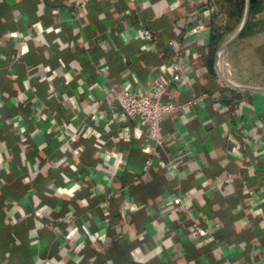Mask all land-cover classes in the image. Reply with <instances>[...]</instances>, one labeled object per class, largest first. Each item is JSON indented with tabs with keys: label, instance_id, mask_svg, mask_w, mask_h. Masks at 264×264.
Here are the masks:
<instances>
[{
	"label": "crops",
	"instance_id": "crops-1",
	"mask_svg": "<svg viewBox=\"0 0 264 264\" xmlns=\"http://www.w3.org/2000/svg\"><path fill=\"white\" fill-rule=\"evenodd\" d=\"M247 3L236 22L225 0H0V264H264V0L235 37ZM173 63L175 102L195 103L149 153L144 122L94 99L166 82Z\"/></svg>",
	"mask_w": 264,
	"mask_h": 264
},
{
	"label": "built area",
	"instance_id": "built-area-1",
	"mask_svg": "<svg viewBox=\"0 0 264 264\" xmlns=\"http://www.w3.org/2000/svg\"><path fill=\"white\" fill-rule=\"evenodd\" d=\"M92 0H74L77 8H86ZM199 26L194 28L195 31ZM141 36L148 42L154 41V33L148 26H143ZM177 46L176 41L170 42ZM221 56V55H220ZM220 65V59H219ZM173 74L166 81L156 79L148 89L136 88L132 85L112 90L102 97L96 96L94 99L96 106H101L108 110L113 119L120 117L129 120L144 122L147 126L149 136L154 140L149 153H154L164 146L163 120L166 115H172L180 109L191 106L195 100L183 104H177L172 93L175 83L181 80V71L178 63L172 64ZM150 160L148 161V163ZM175 204H181V198H175ZM198 231H201L197 227Z\"/></svg>",
	"mask_w": 264,
	"mask_h": 264
},
{
	"label": "clouds",
	"instance_id": "clouds-1",
	"mask_svg": "<svg viewBox=\"0 0 264 264\" xmlns=\"http://www.w3.org/2000/svg\"><path fill=\"white\" fill-rule=\"evenodd\" d=\"M132 6L134 7L135 5L133 4ZM174 6H175V5H174ZM36 26H37V27H41V30H43L42 26H41L39 23H38ZM48 30L50 31L51 29L49 28ZM56 31H59V29L57 28ZM10 35H11V36H16L17 33L13 32V33H11ZM138 35H140V33H138ZM126 42H127V38H126ZM27 51H28V47H27V45L25 44V45H23L22 47H20L18 55H19V56H22V55H24ZM101 62L103 63V60H102ZM45 70L47 71L48 69L45 68ZM53 75H55V73H53ZM68 78L71 79L70 76H69ZM48 79L51 80L52 77H48ZM24 83H25L26 87H27L28 84H29L28 80H25ZM69 127H70V125H69ZM20 131H23V129H20ZM73 131L75 132V128H73ZM93 131H94V130L90 128V129L88 130V132L85 133V136H87L89 133H91V132H93ZM126 133H127V129H125L124 132L121 133V135H122V136H125V138H127ZM135 134H136L137 136L140 135V129H139V128L136 129ZM96 136H97V138H98V140H99L100 133H99V132H96ZM72 139H73V140L76 139V136L74 135V136L72 137ZM101 143H103V141H101ZM42 147H43V146H42ZM150 150H152L150 146H147V147L144 148V151H150ZM75 151H76V153H77V155H78V152L80 151V149H77V150H75ZM62 162H63V161H62ZM120 162H122V157H118V159H117V164H119ZM4 166L7 167V164L5 163ZM72 168L75 169V168H76V165H72ZM34 174H35V172H33V175H34ZM172 174H173V175H176L175 172H173ZM64 179H65L66 182L68 181V177H67V176H65ZM80 186H81V185H80V183H78V182H77V183H72V184H71V187H67V188H64V187H62V188H57V192H59V193L65 195L67 198H71V197L73 196L75 190L79 189ZM100 190L102 191L103 189L101 188ZM201 202H202V201H201ZM78 203H79L81 206H85V205H87L88 201H87L86 199H79V200H78ZM187 204H190V200H185V205H187ZM102 206L106 207V205H102ZM128 207H130L132 210H134V209L137 207V205H135V204H129ZM45 208H47V205H45V206L41 207L40 209H38L36 214H37V215L42 214V213L44 212ZM18 210L21 212L22 215L24 214V210H23V208L19 207L18 205H14L12 209L8 210V215L12 218L10 222L13 223V224L16 223V218H15V216H14V213H15L16 211H18ZM68 218H70V217H68ZM244 223H246V221H245ZM36 227H37V228L43 227V224H41L40 221H37V222H36ZM242 227H243V223L238 222V223H237V230H239V229L242 228ZM76 231H77L76 228H72L71 231L69 232V236L71 237L72 235H74V234L76 233ZM85 232H88V229H87V226H86V225H85ZM31 235H33V236L36 235L35 230H33V232L31 233ZM89 235L91 236V239H92L94 242H95V240L97 239V237H99V238H101V239H104V237H105V234H104L103 231L97 232V233H95V235H92L91 233H89ZM133 238H134V234H133ZM164 244H165L166 246H170V244H171L170 239L164 241ZM79 247H83V244H81ZM77 250H79V249H77ZM161 250H162L161 247L158 245L154 250L150 251L148 254L143 255V256H138L137 259H139L141 262L146 261V260L150 259L151 256L156 255V254H159V253L161 252ZM139 252H140V248L138 247V248H136V249L134 250L133 255L135 256V255H136L137 253H139ZM79 259H80V257H77V260H79ZM38 264H39V262H38ZM48 264H56V262H55V260H51V261L48 262Z\"/></svg>",
	"mask_w": 264,
	"mask_h": 264
},
{
	"label": "trees",
	"instance_id": "trees-1",
	"mask_svg": "<svg viewBox=\"0 0 264 264\" xmlns=\"http://www.w3.org/2000/svg\"><path fill=\"white\" fill-rule=\"evenodd\" d=\"M225 1L228 3V7L232 17L236 20V22H239L245 10L246 0H225ZM260 8H261L260 0H250L251 14H254L257 11H259ZM32 219L33 216L30 215L27 216L28 221Z\"/></svg>",
	"mask_w": 264,
	"mask_h": 264
},
{
	"label": "water",
	"instance_id": "water-1",
	"mask_svg": "<svg viewBox=\"0 0 264 264\" xmlns=\"http://www.w3.org/2000/svg\"><path fill=\"white\" fill-rule=\"evenodd\" d=\"M249 13H250V0H248V3H247V8H246L245 16H244V19H243V22H242V26L239 29V31L237 32V34L235 35V37L240 33V31L242 30V28L245 26V24L247 22V18L249 16ZM221 52H222V50L219 52V57L221 55Z\"/></svg>",
	"mask_w": 264,
	"mask_h": 264
},
{
	"label": "rangeland",
	"instance_id": "rangeland-1",
	"mask_svg": "<svg viewBox=\"0 0 264 264\" xmlns=\"http://www.w3.org/2000/svg\"><path fill=\"white\" fill-rule=\"evenodd\" d=\"M260 1H261V0H260ZM250 15H251V14H249V16H248V17H251ZM247 24H249V20H248V23H247ZM221 55H222V54H221Z\"/></svg>",
	"mask_w": 264,
	"mask_h": 264
}]
</instances>
